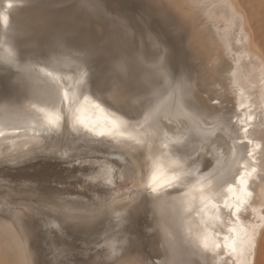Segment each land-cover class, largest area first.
Here are the masks:
<instances>
[{
    "label": "bare ground",
    "instance_id": "6f19581e",
    "mask_svg": "<svg viewBox=\"0 0 264 264\" xmlns=\"http://www.w3.org/2000/svg\"><path fill=\"white\" fill-rule=\"evenodd\" d=\"M119 1L122 4V1ZM139 1L141 3L142 0ZM148 1L146 0V2ZM162 1L173 8V10L169 11V19H171V15H173L171 12H175L176 15H174V17H176L178 22H180V25H183L182 33H178L177 36L175 35L173 37L179 40H186L184 44L187 43V39H190L191 48L189 49L195 53L192 58L195 62L196 68L195 72L192 71L191 69L194 68V65L192 64V68L190 70L197 75L186 78L182 75L184 77L179 76L180 78L175 80L173 79V75V80H171V78L168 77V74L170 73H167L169 71L167 70L165 72L168 63H165L166 66L165 64L161 65L159 69L164 72L163 74L161 73L164 75L162 76L163 90H159L160 87L155 90L153 89L155 91V98H153V102L145 110L144 114L136 120H130L126 116L109 110V108H104L103 106H101L103 111L99 110L101 111V114L99 112L93 114L90 111L89 103H86L85 99H82L72 106L74 110L80 109L83 106V114L87 118L93 120H103L107 117L108 119L119 118L127 122L128 127L126 132L137 136V140H139V142H137V140L127 139L126 137L113 138L109 136H100V138L105 140L107 145H109V149L114 148L118 151L123 149L124 152L128 154V163H130L133 168V180H131L129 185L125 184V179L123 178L124 174L121 168L122 166L120 165L121 160L119 159L122 157L123 153L121 154L120 151V154L116 151L118 156H108L106 154H77L72 158L60 160L62 157L54 158L47 155H41L38 157H27L28 159L24 158L20 162L17 161V163H15V160L14 162L1 160L0 264H46L43 258L45 251L40 250L35 241V239H37L39 227L41 226H57L60 229H64L66 227L72 230H85L86 232H93L94 230L99 231V223H103L101 227L103 230H100L99 232L105 236L102 240V248L97 249L94 253H89L86 257L83 256L76 258L74 261L71 259L67 261H60V264H156V262H159V264H264V220L261 219V217H264V47L257 40L256 33L250 21V15L240 0ZM162 1H160L161 6ZM107 2H109V0ZM144 2L145 0L143 3ZM101 4L103 3L101 2ZM148 5L145 6L146 9ZM160 5L158 2V8ZM151 6L153 8V4ZM155 7L156 6H154V8ZM152 8L150 10H153L154 12V9ZM90 9L94 10L92 6H90ZM124 10L125 9H123V12ZM158 10L157 12H159ZM119 16L121 19L122 16L120 14ZM128 16L130 17L131 15ZM149 16V19L154 17V15ZM0 18L4 25H10V27L19 31L20 36H26L29 32L37 30L39 27L44 25L43 15L42 11L39 9V5L30 3L27 4L25 2H14L13 0H0ZM84 18L87 19L88 17ZM106 18H108V16H106ZM115 18V20H117V17ZM161 19L162 18H160V20ZM165 19H167L166 16ZM176 19L173 18L174 21H176ZM117 21L119 23V20ZM163 21L164 20H162V24ZM116 22H114V25H116L114 28H117L118 23L116 24ZM170 22L172 21L170 20L169 23ZM88 26L89 25H87V27ZM127 26L123 27L128 28ZM168 27H170V25ZM114 28L112 26V29ZM136 28H138V26ZM180 28L176 30H179ZM165 29H167V32L166 30L164 32L168 33L169 29L166 27ZM118 30H120V28ZM124 30L127 32V29ZM158 31L161 32L160 29L157 30V32ZM128 32H130V30ZM171 32H173V30ZM174 32L172 34H174ZM129 34L132 33H128V35ZM140 34V41L144 45L145 49H147L151 55H155V51L152 49L154 45L152 33L147 29H142ZM127 37H125V39ZM130 37L132 36L130 35ZM101 39L103 40V38ZM121 39L117 43L124 40ZM129 39L132 41L133 38ZM7 41L9 40L7 39ZM131 41L130 44L134 45V42L132 41V43ZM163 41L164 39L162 40V43ZM171 41L172 40H170V42ZM166 42L164 41V44ZM6 43L7 46L4 52H2L1 62L9 64V66L18 65L14 58V48L10 42ZM113 44L114 46L117 45L115 43ZM167 45L168 48L169 46L171 48L170 43ZM126 46L129 47V49L131 47L128 46V44H126ZM187 46L190 47L188 44ZM120 49H118V52ZM113 50H115V48ZM125 50L122 51L127 53ZM172 51L173 49L171 50V53ZM92 53L93 52H91V54ZM134 54L137 53L135 52ZM87 55L89 56V54ZM27 56L29 55L27 54ZM40 56H43V54ZM62 56L53 55L49 61L52 65L57 66H63L66 65V63H69V60ZM165 56H168L167 52ZM93 57L95 58L94 55ZM78 58H80V56ZM131 59L132 58L130 57V60ZM44 60L46 59L44 58ZM73 60H75V58ZM158 61H156V63ZM181 61L179 62L181 63ZM33 62L34 61L29 63L28 67L25 66L28 68V72L22 81L19 79L23 86L21 88L22 93H20V96H11V93H9L10 96L7 94L0 96V131H3L4 133V135L0 136L1 158L5 154L9 156L14 154L15 156L18 152L32 149V146H41L43 141H47L44 140L45 135H57V132L61 131L63 128L68 132L74 131L72 122L69 119V114L67 118H64L62 112L60 111V101L63 94V87L61 86L62 83L57 84L42 79L36 72L37 65L35 68ZM73 63L74 62L70 64L72 65ZM75 64L77 63L75 62ZM85 64L82 65L86 66ZM88 64L89 63H87L86 67H89ZM144 66L145 65L143 64L142 68ZM72 67L73 69L71 72L74 70L75 66ZM80 67L82 68L81 65ZM133 68L135 67H132V69ZM174 68H176V66ZM75 70L77 71V69ZM96 70L98 69L96 68ZM96 70L95 72H97ZM137 70L135 69V72ZM140 70L142 69L140 68ZM179 70H181V67ZM58 71H60V68ZM136 74L138 75L137 72ZM116 75H114V77H116ZM97 76L100 77V75ZM110 76L112 78V75ZM129 77L131 76L129 75L128 78ZM4 78L6 77L4 76ZM12 78H14V76ZM117 80L118 79H116V81ZM133 80L132 82H134ZM111 81H109V84H111ZM143 81L140 82L142 83ZM200 85L201 87L206 88H204L205 92H208V108L206 104L202 105V107L206 106L207 109H203L204 107H201L202 109H200L199 107L197 108L193 106L188 98L190 93L192 95L191 91L195 90V88ZM144 86L146 87V84ZM141 87L142 86L137 88ZM115 88L112 90L116 91L119 87L116 90ZM19 90L20 89L18 87V91ZM144 90L147 89L145 88ZM201 91L203 92L202 89ZM138 92H140V89ZM117 93L115 95H117ZM121 94L123 93L121 92ZM124 94L121 96H124ZM137 94L134 95L138 96L140 99L142 94L141 96L139 93ZM110 95L114 96L112 92ZM120 95L117 97H120ZM130 95L128 94V96ZM236 95H238L240 99L237 106L234 107L232 103L236 102ZM95 96L96 95H94V97ZM107 96V99L109 100V95H106V97ZM112 97H110V99ZM127 98L128 97H126L125 100L130 101L131 96L129 99ZM135 98L136 97L133 99ZM150 98L152 99L151 95ZM197 99L198 97L196 100ZM121 100H124V98ZM148 102L150 103V101ZM197 102H195V104H197ZM121 103L123 102L119 101V104ZM128 103L126 102V104ZM166 103H169L172 106L175 115H186L190 121V127L182 132H179V135L177 134V136L173 137L172 140L166 138L167 136L165 135L163 129L156 121V117L158 116L161 107ZM112 105L114 104H111V106ZM114 106H117L116 103ZM120 106H122V104ZM123 106L125 107V104ZM66 108L67 106L65 109ZM125 108L128 110L127 107ZM118 109L116 108L115 110ZM57 111H59V114L63 118L59 128H52L49 130L47 127H42L46 120L45 114L53 115ZM128 111H130V108ZM146 117L147 120L145 119ZM249 117H251V119H249ZM219 128L226 133L232 149L223 164L220 163L222 164L220 169L210 179L204 181H210L213 188H218L221 191V195L217 197L216 201H214L220 205V219L217 221H211L209 220V216L215 215L216 210L210 206L205 207L200 203L199 192L192 191L198 183L193 184L192 179L197 176L198 168L200 166H204L208 161H213V145L215 144L216 139L214 140L213 138V140L208 142L206 145L208 151L203 152L201 158L197 154V151L200 148L201 143L211 138ZM244 129H247L246 133ZM80 130H82V128H80ZM89 134L92 135V133ZM249 141H252V143H249ZM56 146L57 145L53 147ZM62 147L63 146L60 148L63 149ZM73 147L74 144L71 145L70 148ZM222 149L224 150V147H222ZM249 151H253L252 156H248ZM209 155L211 156V160H209ZM124 156L127 155L124 154ZM11 157L13 158V156ZM9 160H11L10 157ZM177 166H179V168ZM243 166H246L247 171L251 173L248 177L247 186L250 195L247 198V203L241 207V211L233 216L229 213L228 209L223 208V198L225 195H228L226 192L227 184L236 183L240 172L245 170ZM253 168L256 169L255 172H252ZM161 170H163V172H167L168 174H171L173 171H183L187 177V182L183 185L173 182L171 187L167 186L163 181L160 184L154 185L152 178L154 175H159ZM199 175L200 174H198V176ZM122 187L127 189L128 197L126 196L120 198V196H118ZM131 187L133 189H130ZM153 187L156 188L155 191H153ZM205 191L207 192L208 189L206 188ZM193 196H195L196 199L193 200ZM189 202H191L190 206ZM140 211L144 212L147 216V228L149 232H152V235L146 242V247H149L153 254V258L149 261L146 259L145 243L143 241L139 244L131 243L125 233L127 229L126 223L132 221V219ZM237 217L239 218L240 225L244 228L251 230L253 226H257L255 227V249L250 252L246 258H241L239 255L240 238L228 231L229 228L233 227L235 224ZM209 233L211 234L209 243H211V239H216L220 244V247L215 251L204 247V238ZM224 235H233L236 238V253H230L227 249H225L223 241ZM240 235L242 236L243 233Z\"/></svg>",
    "mask_w": 264,
    "mask_h": 264
},
{
    "label": "rangeland",
    "instance_id": "374dc122",
    "mask_svg": "<svg viewBox=\"0 0 264 264\" xmlns=\"http://www.w3.org/2000/svg\"><path fill=\"white\" fill-rule=\"evenodd\" d=\"M13 1L39 5V9L42 11V15H43L44 25L39 27V29H37V30L29 32L28 35H26V36H20L19 31L15 30L13 27H10V25L9 26L4 25L3 21L0 18V96L5 95V94L10 96L9 93H11V96H20V93H22L21 88L23 87L20 80L22 81V79L26 76V73L28 72L27 71L28 68H26L25 66L28 67L29 63L34 61L37 63L33 62V65L35 68L37 65L36 69L38 71L36 69L35 70H36L37 74L42 79L49 81V82H54L57 84L62 83L61 86L63 87V94H62L61 101H60V111L62 112V115L64 116V118L68 117L69 106H73L75 103L81 101L82 99L87 98V100L90 102L89 103L90 111L93 114H95L97 112H99L101 114V111L95 109V107H94V105H95L94 103H96V104H99L100 106H103L104 108H109V110H112L114 112L122 114V115L126 116L127 118H129L130 120H136L144 114L145 110L153 102V98H155V96H154L155 91L154 90L158 89L159 87H160L159 90H163V77L162 76H164V75H162V74L164 72L159 69L161 65L168 63V65H167L168 69L166 68L165 72L167 70L169 71L167 73H170V74H168L169 75L168 77H170L171 80H173V79L175 80V79H178V78L184 77V76L186 78V77L197 75L196 73H194L196 68H195V62L192 58V57H194L193 55H195V53H193V51L189 49V48H191L190 39H187V43L184 44V42H186V40H179V39H175L173 37L175 35L177 36L178 33L179 34L182 33L183 25L182 24L180 25V22H178L176 17H174V15H176L175 12L174 13L171 12V14H173V15H171V19H169L170 18V15L168 17V14H170L169 11L173 10V8L171 6H169L168 4H165V2L162 0H154V1L153 0H151V1L147 0L148 2H146V0H145L144 3H143L144 0H142L141 3L139 0H121L122 4L119 0H112V1L109 0V2H107L108 0H98V1L97 0H17V1L13 0ZM160 1H162V6L160 5L161 4ZM101 2L103 4H101ZM111 2H113V3H111ZM158 2L160 5L159 8L157 6ZM240 2H242V5L244 6V8L247 10V12L250 15V18H251L250 21H251L253 29L256 33L257 40L264 47V0H240ZM146 3H148V4L151 3V4L148 5ZM152 4H153V8L151 6ZM89 5L92 6V8L94 10L90 9ZM146 5H148L147 9L145 7ZM154 6H156V7L154 8ZM96 8H98V9H96ZM122 8L125 9L124 12H123ZM131 8H133V9H131ZM151 8L154 9V12H153V10H150ZM103 9H105L106 11ZM158 9H161V10H158ZM157 10L159 12H157ZM126 12H129L130 14L126 13ZM146 12H147V15H146ZM111 13H112V15H111ZM119 14L121 16L124 14L121 17V19H120ZM148 14L154 15V17L153 18L151 17L149 19ZM83 15H84V17H88V18L87 19L84 18ZM116 15H118V16H116ZM128 15H131V16L129 17ZM106 16H108V18H106ZM159 16H160V18H162L161 20H160ZM161 16H163V17H161ZM165 16L167 17V19H165ZM89 17H90V19H89ZM115 17H117V20H119V23H121V22L122 23L119 24L118 21L115 20L116 19ZM172 17L175 18L176 21H174ZM111 18H112V21H111ZM123 18H125V19H123ZM130 18H131V20H130ZM132 18H133V20H132ZM84 19H85V21H84ZM168 19H169V21L170 20L172 21L170 23L173 26L169 23V21L167 22ZM162 20H164L163 24H162ZM86 21H88V22H86ZM111 22H113V23H111ZM114 22H116V24L118 23L117 28H114L116 26V25H114L115 24ZM110 23L112 24L114 29H112V26ZM123 23H125V24H123ZM136 24H137L138 28H136L137 27ZM176 24H177V26H176ZM87 25H89V26L87 27ZM167 25L168 26L170 25V27H168ZM178 25H179V27H178ZM119 26H121V27H119ZM123 26H127L128 28L123 27ZM164 26L169 29L168 33H166L167 29H165ZM180 26H181V28H180ZM119 28H120V30H118ZM121 28L123 29V31ZM178 28H180V29L176 30ZM93 29H95V30H93ZM124 29H127V32ZM128 29L130 30V32H128L129 31ZM138 29H140V30H138ZM142 29H147L148 31H150L152 33L153 40H154L153 41L154 45H153L152 49L155 51V55H151V53L148 52L147 49H145L144 45L141 43L139 35H141L140 33H141ZM159 29L161 30V32H159V31L157 32V30H159ZM174 29H175L176 33L174 32ZM165 30H166V32H164ZM170 30L171 31L173 30L174 34H172L173 32H171ZM113 31H115V32H113ZM132 31H134V32H132ZM117 33H118V35H117ZM128 33H132V34L128 35ZM164 33H166V34H164ZM110 34L113 36H111ZM133 34H134V36H133ZM114 35H115V37H114ZM130 35L132 37H130ZM124 36L125 37L128 36V37L125 39ZM166 36H168L169 38ZM100 37L103 38V40ZM134 37H135V41H134ZM129 38H133L132 41L134 42V45L130 44L131 39H129ZM7 39L9 41H7ZM120 39L121 40L124 39L123 40L124 42L127 41L125 43L128 44V46H131L130 49H129V47L126 46V44L123 41H120L121 44L117 43V42H119ZM161 39L162 40L164 39L165 42L166 41H168V42H166L164 44V41L162 43ZM76 40H78V41H76ZM170 40H172V41L174 40V41L170 42ZM74 41H76V42H74ZM101 41H102V43H101ZM6 42H8V43L10 42V44L14 48L13 49L14 50V58H15L16 62L18 63V65L9 66V64H4L1 62L2 52H4V50L6 49V46H7ZM113 43H115L117 45L119 44L118 46L116 45L118 48L116 46H114ZM169 43L171 45V48L173 49V51H172L173 54L171 53L172 49L170 48V46H169V48L167 47L168 46L167 44H169ZM187 44L190 47H188ZM135 46L136 47L138 46L139 49H138V47L136 48ZM164 46L167 48H165ZM121 47H124V48H121ZM109 48L112 50L115 48V50L112 51ZM100 49L102 52L100 51ZM118 49L121 50V51L119 50L120 53L118 52ZM125 49H127V50H125ZM166 49H168V50H166ZM122 50L127 51V53L122 51ZM133 50H135V51H133ZM144 50H145V52H144ZM49 51H50V53H49ZM90 51L93 53L91 54ZM188 51H189V53H188ZM56 52H58V53H56ZM135 52L138 55L134 54ZM166 52H167L168 56H165ZM178 52H179V54H178ZM27 54L29 56H27ZM37 54L39 56L41 54H43V56L39 57ZM52 54L58 55V56L63 55L62 57L67 58L69 60V63H66L67 66L66 65H63V66L62 65H59V66L52 65L49 61L50 58L53 56ZM81 54H82V56H81ZM87 54H89V56L90 55L91 56L89 57ZM66 55H68V56H66ZM93 55L95 56V58L93 57ZM77 56L78 57L80 56V58L82 57L80 61H79L80 58H78ZM85 57H86V59H85ZM130 57L132 58L131 60H130ZM145 57H147V58H145ZM163 57H167V58H163ZM172 57H173V59H172ZM184 57H186V58H184ZM44 58L46 60H44ZM72 58L73 59L75 58V60H73ZM133 58H134V60H133ZM191 58H192V60H191ZM33 59H35V60H33ZM162 59L164 61H166V60L167 61L164 62ZM136 60L138 63L136 62ZM143 60H145V61H143ZM158 60H160V61H158ZM169 60H170V63H169ZM71 61L74 62L72 65L70 64V63H72ZM156 61H158V62L156 63ZM179 61H181V63ZM188 61H189V63H188ZM75 62L77 64L79 63L82 66V68L80 67L79 64L78 65L75 64ZM85 62H86V64H85ZM87 63H89L88 66L90 68L86 67ZM142 63L146 67L144 66L142 68V66H143ZM172 63H173V65H172ZM44 64H46V65H44ZM82 64L83 65L85 64L86 66H83ZM140 64H142V65H140ZM166 64H165V66H166ZM181 64H182V66H181ZM192 64L194 65L193 66L194 68L191 67ZM50 66H52V67H50ZM53 66L56 68H54ZM72 66H75V68L73 70L74 72L73 71L71 72V70L73 69ZM93 66H95V67H93ZM117 66H118V68H117ZM152 66L156 70L153 69ZM157 66H158V68H157ZM175 66H176V68H174ZM178 66L181 67V70H183V69L184 70L183 71L179 70L180 67H178ZM61 67L63 70L61 69ZM64 67H66V68H64ZM132 67H135V68L132 69ZM139 67L142 70H140ZM149 67H150V69H149ZM59 68H60L61 72L58 71ZM96 68L98 70H96ZM104 68H105V70H104ZM106 68L110 71H108ZM65 69H68V70H65ZM75 69H77V71ZM92 69L93 70L95 69L97 72H95V70L93 71ZM135 69L136 70L138 69L136 72L138 73L139 76L136 74ZM157 69H159V70H157ZM190 69L194 72H191ZM66 71H68V72H66ZM98 71L101 73H99ZM105 71H106V73H105ZM56 72H58V73H56ZM63 72H65V73H63ZM77 73H79V74H77ZM113 73H114V75L117 74L116 77H114ZM139 73H141V74H139ZM107 74L112 75V78L110 75H109L110 76V78H109V76ZM12 75L14 76V78H12L13 77ZM46 75H47V77H46ZM77 75H78V77H77ZM97 75H100V77ZM129 75L131 77L128 78ZM173 75H174V77H173ZM182 75H184V76H182ZM4 76L6 78H4ZM62 76H63V78H62ZM51 77L53 78V80ZM107 77H108V79H107ZM172 77H173V79H172ZM100 78H102L103 81ZM115 78L118 80L116 81ZM110 79L111 80L115 79V80L111 81ZM132 80L134 82H132ZM138 80L143 81V82L141 83ZM109 81H111V84H109L110 83ZM126 82H128V83H126ZM65 83H66L67 87L65 86ZM144 83L146 84V87L144 86L145 85ZM142 84H144V85H142ZM112 85H114V86H112ZM140 86H142L141 88L143 91L141 90V88H137ZM18 87L21 91L20 90L18 91ZM113 87L114 88L116 87L115 90L119 87L117 89L119 92L117 90L113 91L114 90ZM100 88L101 89L103 88L104 91H103V89L101 90ZM108 88H109V90L110 89L111 90L113 89V90L109 91ZM143 88L144 89L146 88L147 90H144ZM150 88H151V90H150ZM197 88H199V89H197ZM197 88H195V90L191 91L192 95H191V93L189 94L188 98L190 99L191 104L197 108L199 107L200 109H202L203 107H204L203 109H205L206 106L208 108V105H209L208 92H205L204 91L205 87L203 88V87H201V85L198 86ZM139 89H140V92H138ZM201 89L203 90V92L201 91ZM134 90L136 91V93ZM107 91L109 92V94ZM132 91H133V93H132ZM146 91H148V92H146ZM194 91H196V92H194ZM67 92H68L69 96L67 95ZM111 92H112V94H114V96L112 95L113 97L110 95ZM121 92L123 94L125 92L124 96L126 94L127 95L125 97L121 96V95H123V94H121ZM193 92H194V94H193ZM116 93H117V95H115ZM137 93H139L140 96L142 94V96L145 99L142 96L139 99L138 98L139 95ZM145 93H147L148 95ZM128 94L129 95L130 94H133V95L137 94L138 96L130 95L131 96V98H130V96H128ZM196 94H198V95H196ZM203 94H204V96H203ZM94 95H96L97 97L96 96L94 97ZM101 95H103V96H101ZM104 95H105V97H104ZM106 95H109V100L107 99L108 96L106 97ZM119 95H120V97H117ZM150 95L152 96V99L150 98ZM195 96H196V98L198 97V99L201 96L202 97L199 100L198 99L196 100ZM236 96H237L236 102L232 103V105L234 107L237 106L239 99H240L238 95H236ZM110 97H112L111 98L112 100L110 99ZM122 97L124 98V100H121V99H123ZM126 97H128L127 99L130 98V101L125 100ZM134 97H136V98L133 99ZM116 98H118V99H116ZM193 98H195V99H193ZM119 101L123 102V103H121L122 106H120L121 104H119ZM125 101L127 103L128 102L129 103L126 104ZM148 101H150V103ZM194 101L195 102L198 101L197 104H195ZM111 102H113V103H111ZM110 103L114 104V105L116 103L117 106H114V105L111 106ZM124 104H125V107L128 108V110L130 108V111H128L123 106ZM205 104H206V106L202 107V105H205ZM66 106H67V108L65 109ZM115 107L117 109L119 108L120 110L119 109L115 110L116 109ZM123 108H124V110H123ZM164 108H165V110H164ZM65 110H66L67 114H66ZM172 120H174V121H172ZM156 121H157L158 125L163 129L165 135L167 136L166 138H168L169 140H172L173 137L177 136V134L179 135V132H182V131H184L190 127V121L186 117V115L185 116L182 114L181 115H175L173 112V108L169 103H166L161 107V109L158 113V116L156 117ZM172 126H173V128H172ZM82 130H79L78 132L77 131L68 132L66 129L63 128L61 131L57 132V135L56 134H54V135L53 134H51V135L47 134V135H45V139H44L47 141H43L45 147L43 146V143H41L42 145L40 144L42 147L39 145L32 146V149H28V150H24L22 152H18V154L16 153L17 155L15 154V156H14V154L11 155V156H13V158L11 156L5 154L4 155L5 157L4 156H2V158L0 157V162H1V160L2 161L7 160V162L8 161L14 162V160H15L16 161L15 163H17V161L20 162L24 158L38 157L41 155H47V156L54 157V158L62 157V158H60V160H63L66 158H72L74 155H77V154H82V155H85V154H88V155H90V154H92V155H94V154L95 155L106 154L108 156H118V153L120 151L121 154L123 153L122 157L119 158L121 160L120 165L122 166L121 168H122V171L124 174L123 178L125 179V184L129 185L131 180H133L134 175L132 176L133 168L130 165V163H128L129 162L128 154L125 153L123 149H121L119 151L115 150L114 148L109 149V145H107L105 140H102L100 138V136H96L93 134L90 135L88 132H86L84 130L82 131ZM67 135H69L70 137ZM213 138H214V140L216 139L215 144L213 145V147H214L213 161L209 162L207 160L208 162H206L204 166H200L198 168V174H200V175L198 176V174H197V176L192 179L193 184H197L199 181H205L207 179H210L220 169V167L223 164L224 160L226 159L227 155L231 152L232 148L229 144V140L226 136V133L221 128H219V129H217V131L213 134V136L211 138H209V139H207L201 143L200 148L197 151V154L200 156V158L202 157L203 152L208 151V148L206 145L208 144L209 141L213 140ZM220 141H222V142H220ZM50 142H52L53 144ZM67 144H68V150H67ZM73 144H74V147L70 148L71 145H73ZM82 144H84V145H82ZM52 145L53 146L57 145V146L53 147ZM61 146H63L62 147L63 149L60 148ZM100 146L102 147V149ZM34 147H37L38 149L34 148ZM96 147H98V148H96ZM222 147H224V150L222 149ZM80 148H82V149H80ZM93 148H95V149H93ZM69 149L72 151H70ZM98 149H100L101 151ZM112 150H113V152H112ZM65 151H66V153H65ZM35 152H37V153H35ZM108 152H111V153H108ZM124 154H126L127 156H124ZM7 156H8V159H7ZM9 157L11 158V160H9ZM208 157H209V160H211V156L209 155ZM220 163H222V164H220ZM199 169L201 172L199 171ZM202 171H204V172H202ZM130 189H133V188L131 187ZM122 190H121V192H119V194L122 193L121 194L122 196L119 194H118V196H120V198L126 197V196L128 197L127 189L125 187H122ZM123 192H124V194H123ZM137 214L132 219V221H130L129 223H126L127 229H126L125 233H126V236L130 240L131 243L139 244L142 241L145 243V249H146L145 253H146V257H147L146 259L149 261L153 258V254H152L151 249L149 247H146V245H147L146 242H147V239L152 235V232H149V230L147 228L148 221H147V218H146L147 216L145 215V213L140 211ZM102 225H103V223L98 224V227H100V228H98L99 231L103 230L101 228ZM99 231L94 230L93 232H86L85 230H72V229H69L66 227L64 229H60L57 226H46L45 225V226L39 227L37 239H35V241H36V245L40 248V250L45 251V255L43 256V258H44L46 264H60V261H63V260L67 261L69 259L74 261L76 258L83 257V256L86 257L89 253L90 254L94 253L97 251V249L102 248V246H103L102 240H103V237H105V236H104V234H102ZM156 264H159V262H156Z\"/></svg>",
    "mask_w": 264,
    "mask_h": 264
},
{
    "label": "snow or ice",
    "instance_id": "6c2138e0",
    "mask_svg": "<svg viewBox=\"0 0 264 264\" xmlns=\"http://www.w3.org/2000/svg\"><path fill=\"white\" fill-rule=\"evenodd\" d=\"M86 103H90L87 98H85ZM94 107L98 110H101V106L99 104H95ZM68 114L69 119L72 122V127L74 131H79L80 128L85 130L88 133H92L96 136H109V137H126L127 139L137 140V136L132 135L131 133H127L126 129L128 127L127 122L123 121L119 118H112L108 119L105 117L103 120H93L90 118H87L83 114V106L80 109L74 110L72 106H69L68 108ZM46 120L45 124L42 125V127H47L49 130L52 128H59L61 120L63 119L62 116L59 114V111H57L53 115L45 114ZM147 120V117L145 118ZM251 119V117H249ZM245 133L247 132V129H244ZM4 135L3 131H0V136ZM139 142V140H137ZM249 143H252V141H249ZM253 151L248 152V156H252ZM179 168V166H177ZM245 170L241 171L236 183H228L226 192L228 195H225L223 198V208L228 209L229 213L233 216H235L237 213L241 211V207L247 203V198L249 197L250 193L247 189L248 186V177L251 175L249 171H247L246 166H243ZM256 169L253 168L252 172H255ZM153 182L155 184H160L162 181L169 187L173 185V182L179 183L181 185L185 184L187 182V177L183 173V171H173L171 174H168L167 172H163L161 170L159 175L153 176ZM208 189L206 192L205 189ZM156 188L153 187V191H155ZM192 191H198L199 192V201L202 205L205 207H211L215 209V215L209 216V220L211 221H217L220 219L219 212H220V205L218 203H215L217 197L221 195V191L218 188H213L211 182H204L199 181L198 184L192 189ZM187 195V194H186ZM192 199H196L195 196L192 197ZM189 202V206H190ZM234 209V211H233ZM203 210V209H202ZM255 211V210H254ZM262 220H264V217H261ZM231 223V221H230ZM255 227L253 226L250 229L244 228L240 225L239 218L237 217V220L233 227L229 228V233L235 234L236 237L240 238V249H239V255L241 258H246L247 255L254 251L255 249ZM243 233L241 236L240 234ZM211 238V234L209 233L204 238V247L206 249L215 251L220 247V244L217 242L216 239H211V243H209V240ZM224 241V247L227 249L230 253H236L237 247H236V238L233 235H224L223 236Z\"/></svg>",
    "mask_w": 264,
    "mask_h": 264
}]
</instances>
